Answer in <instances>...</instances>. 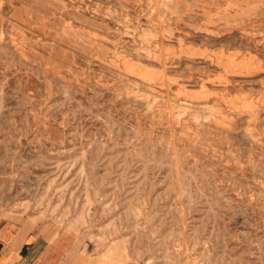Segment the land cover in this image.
<instances>
[{
	"label": "rangeland",
	"instance_id": "rangeland-1",
	"mask_svg": "<svg viewBox=\"0 0 264 264\" xmlns=\"http://www.w3.org/2000/svg\"><path fill=\"white\" fill-rule=\"evenodd\" d=\"M0 209L264 264V0H0Z\"/></svg>",
	"mask_w": 264,
	"mask_h": 264
},
{
	"label": "crops",
	"instance_id": "crops-1",
	"mask_svg": "<svg viewBox=\"0 0 264 264\" xmlns=\"http://www.w3.org/2000/svg\"><path fill=\"white\" fill-rule=\"evenodd\" d=\"M0 264L131 263L118 248L100 249L73 231L38 220L36 214L0 209Z\"/></svg>",
	"mask_w": 264,
	"mask_h": 264
},
{
	"label": "bare ground",
	"instance_id": "bare-ground-1",
	"mask_svg": "<svg viewBox=\"0 0 264 264\" xmlns=\"http://www.w3.org/2000/svg\"><path fill=\"white\" fill-rule=\"evenodd\" d=\"M161 73H163V71H162ZM164 74H165V73H164ZM113 249H114V247H113L112 249L110 248L109 252H112ZM113 261H114V260H113ZM113 261H111V263H112Z\"/></svg>",
	"mask_w": 264,
	"mask_h": 264
}]
</instances>
